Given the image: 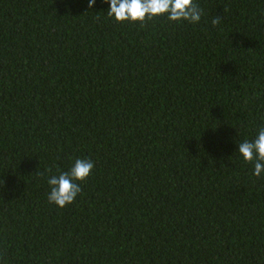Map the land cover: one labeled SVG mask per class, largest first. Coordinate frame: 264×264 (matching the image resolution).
I'll use <instances>...</instances> for the list:
<instances>
[{
	"label": "trees",
	"instance_id": "1",
	"mask_svg": "<svg viewBox=\"0 0 264 264\" xmlns=\"http://www.w3.org/2000/svg\"><path fill=\"white\" fill-rule=\"evenodd\" d=\"M195 2L199 23L141 26L0 0V264H264V172L238 152L264 127V0ZM77 158L59 208L47 178Z\"/></svg>",
	"mask_w": 264,
	"mask_h": 264
},
{
	"label": "clouds",
	"instance_id": "2",
	"mask_svg": "<svg viewBox=\"0 0 264 264\" xmlns=\"http://www.w3.org/2000/svg\"><path fill=\"white\" fill-rule=\"evenodd\" d=\"M109 4L108 16L116 22L139 23L143 26L147 21L157 17H165L171 22L199 23L203 10L195 0H104ZM95 0H88V8H92ZM221 23V17L216 16L211 20L212 26ZM238 152L246 162L254 164L253 175L259 177L264 172V127L259 128L254 140H245L238 145ZM94 168L90 159L77 158L67 172L51 175L47 178L50 187L48 202L63 208L73 203L81 192L80 183L85 181ZM51 169H46V173ZM3 184V181H0Z\"/></svg>",
	"mask_w": 264,
	"mask_h": 264
}]
</instances>
